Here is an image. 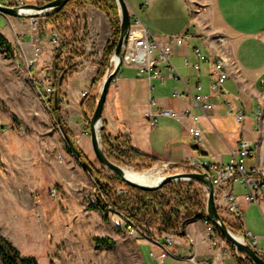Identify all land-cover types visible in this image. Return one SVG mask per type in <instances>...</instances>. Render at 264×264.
Masks as SVG:
<instances>
[{
  "label": "rangeland",
  "instance_id": "rangeland-1",
  "mask_svg": "<svg viewBox=\"0 0 264 264\" xmlns=\"http://www.w3.org/2000/svg\"><path fill=\"white\" fill-rule=\"evenodd\" d=\"M16 1L5 3L13 5ZM215 1L185 0L195 25L202 30L208 28L211 18H215ZM45 3V0H20L19 6ZM130 3L134 5L138 1ZM71 5L83 10L80 1H73ZM49 13L37 17V24H33L32 16L10 17L0 13V34L12 47L9 51L0 44V235L17 248L22 257L33 258L37 264H141L139 251L144 264H158L157 251L139 246L147 233L146 236L131 234L122 215L110 210L105 214L97 208L98 190L93 176L69 149L57 123L56 112H52L49 96L45 95V100L35 83L42 85L44 91L58 83L52 75L53 60L50 66L53 47L58 48L52 42V33L57 26L47 22ZM137 13L144 21V10L138 7ZM8 19L14 20V27ZM32 38L42 47L40 54H31ZM155 56L156 53L153 58ZM26 57L35 60L32 74ZM62 84L60 100L66 96ZM87 111L91 119L93 114ZM59 115L62 126L66 124L74 133L76 147L97 170L107 177L113 176L93 153L90 130L82 112L77 115L69 104L61 103ZM15 119L19 124L14 122ZM103 150L105 152L104 147ZM112 160L136 171L152 170L163 177L175 174L174 168L168 169L166 163L144 166L138 162L127 165ZM112 180L115 193L126 190L127 196L130 194L138 200L142 197L121 179ZM170 183L168 189L163 188L165 184L153 191V196L174 206L175 192L172 191L186 195L189 186L179 180ZM171 206H165L163 211L168 213ZM178 213L177 219L181 220L184 210L178 209ZM149 232L158 238L167 233H160L157 228H151ZM231 232L243 238V235ZM98 239H108L109 244H99ZM217 240L232 257L229 242L218 230ZM243 241L249 245L247 239L243 238ZM239 259L238 264H247L245 258L240 256ZM0 264H5L1 256ZM165 264L169 261L165 260Z\"/></svg>",
  "mask_w": 264,
  "mask_h": 264
},
{
  "label": "crops",
  "instance_id": "crops-1",
  "mask_svg": "<svg viewBox=\"0 0 264 264\" xmlns=\"http://www.w3.org/2000/svg\"><path fill=\"white\" fill-rule=\"evenodd\" d=\"M127 1L134 11L147 1L142 21L149 33L159 37L162 43L166 36L180 35L187 30L200 35L222 33L227 38L222 47L215 42L206 43L202 38H196L193 45L200 47L213 59L222 58L225 61L230 77L225 82L224 89L228 98L244 112L245 117L242 123H237L234 117L227 114L222 97L214 95L211 99L214 110L209 117L201 116L197 122L201 131L200 144L188 133V127L194 125L191 118L179 122L169 117H161L157 125H151L144 117L150 96L158 100L161 108L179 113L191 109L193 115H201V112L191 107L190 99L173 97L174 92L185 91L180 81L171 78L164 82L149 81L146 74L139 76L135 68L122 66L119 79L114 80L110 86L103 110L102 123L106 133L113 137H125L130 140L135 150L159 163L170 164H181L196 158L227 164L230 150L237 146L241 138H245L257 149L255 157L246 161V168L254 171L256 176L264 177V125L257 117L258 111L264 114V87L259 86H264L261 83L264 80V0H216L215 18L209 20L208 28L204 30L195 25L185 0ZM130 1L138 3L133 5ZM83 11L88 33L92 35L82 41L75 40L73 45L82 46L80 55H83L86 63L72 72L61 87L68 97L69 107L77 115L82 112L84 91L90 92L87 99L97 102L99 98L103 80L96 87H92V82L100 69L105 48L112 43L106 15L89 4L84 6ZM9 21L14 27V20ZM50 58L51 66L53 51ZM185 58H188L191 65L196 62L189 44L175 50L173 64L192 87L199 80L203 85L202 93L209 94L208 66L202 64L200 71L193 67L187 68L184 66ZM157 66L165 68L164 63H158ZM108 68L109 65L106 72ZM150 87L153 90L150 91ZM230 192L236 197L238 207L244 213V232H251L257 237V252L264 257V184L260 187L259 205L246 201L247 188L239 181L230 183ZM177 235L174 250L180 260L169 257L165 259L169 264H195L190 258H194L196 264H235L221 243L215 246L209 240L203 219L187 223L184 236ZM139 246H148L157 251V257L161 253L158 242L151 237L143 239ZM139 258L141 264H144L140 251Z\"/></svg>",
  "mask_w": 264,
  "mask_h": 264
},
{
  "label": "built area",
  "instance_id": "built-area-1",
  "mask_svg": "<svg viewBox=\"0 0 264 264\" xmlns=\"http://www.w3.org/2000/svg\"><path fill=\"white\" fill-rule=\"evenodd\" d=\"M19 4L20 0H17L13 5L10 4V2L4 5L19 6ZM71 4L72 2L69 3L65 9L64 25H58L52 33V42L57 47H60L62 44L68 45V48L63 54L61 66L64 70L71 69L74 72L84 66L86 59L82 54L80 55L82 46L80 44L73 45V42L75 39L82 41L91 33H88L87 24L83 19L84 11L76 6L74 7V5ZM146 7L147 1L140 5V10L143 11L146 9ZM129 10L131 13V28L128 34L127 43L123 46L122 66L135 68L139 76L146 74L149 81L159 80L164 82L167 78L180 81L184 85L185 91L183 93L176 91L173 93V97L176 99H190L191 107L198 109L201 112V115H193L191 113V109H186L179 113L172 109L161 108L159 106L158 100L155 97L150 96L148 99V108L145 111L144 117L151 125H157L161 117H169L179 122H181L183 119L191 118L194 121V125L188 127V133L196 140L198 144H200L201 131L197 126V122L201 116L209 117L210 113L214 110V104L211 102V99L214 95H219L222 97L227 108V114L231 117H234L237 123H242L244 121V112L238 108L230 98H228L224 89V84L230 77V73L225 61L222 58L215 60L209 54L204 53L200 47L193 45V41L196 38H202L206 43L215 42L219 47H222L227 42V38L222 33L214 32L211 34L200 35L192 32L191 30H187L180 35L166 36L165 42L162 43L159 37L149 33L137 11H134L130 7ZM34 23L37 24L36 19L33 21V24ZM185 44L191 45L196 58V62L193 65L190 64L188 58H185V67H193L196 71H200L202 64H206L208 66L210 93L207 95L202 93L203 85L201 81L198 80L192 87L180 75L178 69L173 64L172 59L175 54V50ZM88 50H90L89 47ZM31 51V54L35 55L42 52V47L38 43L37 39H31ZM154 53H156V56L153 58ZM26 59L28 60L30 66L34 65L35 60L32 59V57L30 60L28 57H26ZM158 63H164L165 68H159L157 66ZM113 69L114 62L110 60L106 75L111 73ZM119 73L116 75L114 80L119 79ZM261 83L264 84V80H262ZM151 90H153L152 87H150V91ZM54 92L55 90L53 84L46 88L45 95L46 97L49 96L50 98ZM45 95L42 96L46 100ZM89 95V91H84L82 93L84 99L88 98ZM61 103L68 105V97H61ZM257 114L258 120H260L262 125H264V114L261 111H258ZM256 151L257 149L252 147L249 140L241 138L238 141L237 146L230 150V160L227 164H217L204 161L201 158H196L181 164L166 163V166L168 169L174 168L175 174H207L214 186V197L219 213L227 226L231 228V226L235 224L236 220H239L242 223L244 216L243 211L238 207L236 197L230 192L231 182L239 181L243 183L247 188V194L245 196L246 201L254 202L258 205L260 204L259 192L261 185L264 184V177H258L254 174V171H250L246 168V161L254 158ZM180 181H185L189 186V189L187 190L188 193L185 192L186 195L189 196L193 202L201 203L205 207V212L207 213L208 191L206 187L203 184L188 178H184ZM97 190L98 200L96 206L98 207L99 202H107L98 187ZM189 193L197 194L196 196H193ZM116 194V196H126L128 192L126 190H122L116 191ZM203 221L206 226V233L209 240L212 241L213 245L218 246L220 242L217 240V229L215 225L209 219H207L206 214ZM125 224L131 234H140L142 236L147 235L127 218H125ZM177 236L178 235L176 233L167 232L164 233L161 238L156 236L151 237V239L158 242L161 250L160 255L156 258L158 264H165V259L169 257L179 259L176 256L174 250V245L177 243L175 237ZM146 237L150 238L148 236ZM243 238L247 239L249 245L255 251H257V237L254 234L251 232H245ZM259 255L262 257L261 254ZM241 257L243 259L245 258L244 256ZM189 260L196 264L194 258H190Z\"/></svg>",
  "mask_w": 264,
  "mask_h": 264
},
{
  "label": "trees",
  "instance_id": "trees-1",
  "mask_svg": "<svg viewBox=\"0 0 264 264\" xmlns=\"http://www.w3.org/2000/svg\"><path fill=\"white\" fill-rule=\"evenodd\" d=\"M7 0H0L1 3L6 4ZM53 0H45V2H50ZM73 1H80V7L84 8L86 4H90L101 12H103L109 20L110 30H111V38L112 43L105 48L102 62L100 64V69L96 78L92 82V87H96L104 78L106 73V68L110 63V58L113 55L115 47L117 45L119 35H120V17H119V8L116 3V0H71L68 2L63 9L59 12L51 11L48 15H46L47 22L54 27L58 25H64L65 23V9L69 5V3ZM0 44L5 47L7 50L11 51L12 47L10 43L0 34ZM68 45L62 44L60 47L54 50L53 56V65H52V75L54 80L59 81V79L63 76L64 80L68 78L72 74V70H64L61 66L62 57L65 53ZM34 71V65L30 67V74ZM35 81V80H34ZM37 87L40 89L42 95H45V91L42 85H39L35 81ZM56 86V84H55ZM54 86V88H55ZM60 94V90H59ZM49 103L52 106V112L54 110V94L50 97ZM61 104V100H60ZM96 106V100L85 99L81 104L82 116L84 122L87 124L88 129L90 130V118L88 117V111L93 114ZM14 122H18L17 119ZM63 135L68 137L75 144V137L70 128L63 123ZM101 140L102 145L105 149L106 154L110 159H116L121 163L132 165L135 162H138L141 165L148 166L153 163H157L158 161L154 158H151L139 151L135 150L129 139L121 136L113 137L110 134L106 133L105 128L103 127L101 130ZM80 152L79 160L84 165H88L92 168V176L93 179L105 197L106 202H99L98 209L103 213L107 214L109 210H113L114 212L124 216L128 220L132 221L139 229L148 234L149 237H153V235L149 232L151 228H157L158 231L161 232H173L176 230V234H182L184 236V227L187 223L205 218V207L201 203L193 202V200L181 192H175V196L173 197L174 206L171 204L163 203L156 199L153 196V191H145L140 190L135 187H130V189L139 193L142 197L136 199V197H132L130 194L127 196H116L115 193V185L113 183V178L120 180L117 176L113 175L111 177H107L100 170H97L92 163L87 159V157L83 154V152L78 149ZM112 178V179H111ZM171 186V183L166 184L163 188L168 189ZM137 200V201H136ZM170 207L168 213H165L164 207ZM178 209L184 210V217L179 220L177 216L179 215ZM175 216V217H174ZM231 230L235 233L244 235V229L241 221L236 220L235 224L231 226ZM97 242L99 244L108 245V239H98ZM232 249V258L235 264H238L240 261V256H244L247 264H253L250 259H248L244 253L237 251L235 252V248L229 243ZM0 256L5 264H37L35 259L26 258L20 255V252L17 248L0 235ZM263 257V256H262ZM264 258V257H263Z\"/></svg>",
  "mask_w": 264,
  "mask_h": 264
},
{
  "label": "water",
  "instance_id": "water-1",
  "mask_svg": "<svg viewBox=\"0 0 264 264\" xmlns=\"http://www.w3.org/2000/svg\"><path fill=\"white\" fill-rule=\"evenodd\" d=\"M71 0H53L50 2L45 3L44 5H35V4H26L22 6H7L3 3H0V13L10 16V17H34L36 19L43 14H47L49 11H56L59 12L61 9L65 7V5L70 2ZM116 3L119 8V17H120V35L111 56V61L114 62V69L111 73L107 74L102 82L101 91L99 98L96 102V107L93 112V115L90 119V134H91V146L93 153L100 163V165L108 170H110L114 175L120 178L129 186L138 188L140 190L145 191H157L162 188L165 184L181 180V178H188L193 181H197L203 184L207 191H208V203H207V213L206 217L209 219L216 227V229L221 233V235L237 250L245 254V256L252 261L253 264H264V258L259 255L257 251H255L250 245L246 244L244 241L240 242L236 240L231 232L230 228L224 222L222 216L219 213L218 207L215 202L214 197V186L207 174H198V173H187V174H175V175H168L164 177L160 184L156 186H144L134 183L124 176V171L120 165L115 163L112 159H110L107 154L103 150L102 143L100 142V133L103 128L102 125V116L104 106L106 104L107 95L110 89V86L116 77V75L120 72L121 67L123 65V46L127 43L128 34L131 28V13L128 7V4L125 0H116ZM22 9H31L40 11L41 13L33 14V15H26L21 14L20 10ZM64 77L62 76L57 85L55 86L54 92V110L56 112L57 123L59 124L60 131L63 133L64 128L61 123V118L59 115V108H60V95H59V88L60 85L63 83ZM99 126L98 131L96 130V126ZM65 140L69 147V149L73 152L75 157L79 158L80 152L76 145L66 136ZM84 165V164H83ZM87 171L92 175V168L88 165H84Z\"/></svg>",
  "mask_w": 264,
  "mask_h": 264
},
{
  "label": "bare ground",
  "instance_id": "bare-ground-1",
  "mask_svg": "<svg viewBox=\"0 0 264 264\" xmlns=\"http://www.w3.org/2000/svg\"><path fill=\"white\" fill-rule=\"evenodd\" d=\"M21 14H26V15H33V14H38L41 13L40 11L36 10H31V9H22L20 10ZM99 126H96V130L98 131ZM123 171H124V177L127 178L128 180L137 183L139 185H144V186H156L161 183V181L164 179L163 176L159 175L158 173H155L152 170H144V171H136L135 169L128 167L126 165L121 166ZM184 178H181L183 180ZM180 181V180H179ZM234 238L240 242L243 241V238L240 237L239 235L233 234Z\"/></svg>",
  "mask_w": 264,
  "mask_h": 264
}]
</instances>
